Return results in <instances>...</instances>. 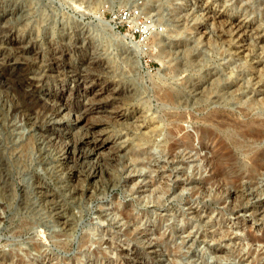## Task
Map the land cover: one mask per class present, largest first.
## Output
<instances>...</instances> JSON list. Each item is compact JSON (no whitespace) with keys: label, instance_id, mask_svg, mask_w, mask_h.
I'll return each mask as SVG.
<instances>
[{"label":"rangeland","instance_id":"obj_1","mask_svg":"<svg viewBox=\"0 0 264 264\" xmlns=\"http://www.w3.org/2000/svg\"><path fill=\"white\" fill-rule=\"evenodd\" d=\"M215 1L264 37V0ZM99 14L143 52L153 51L140 54L141 70L132 48L106 34ZM150 18L159 26L148 36L138 33ZM202 18L191 0H0V37L16 39L3 47L17 58L0 65V264H264V155L253 171L250 155L222 129L225 120L264 123V68L253 66L264 61V42L217 37L223 29ZM156 32L164 50L154 44ZM85 35L94 37L92 46ZM239 44L246 55L236 53ZM30 66L50 76L40 90L28 84ZM82 84L110 89L79 106L97 110L88 123L106 124L120 148L89 181L69 178L76 169L96 170L91 159L58 160L82 133L62 131L40 99L65 87V98L76 104L68 88ZM167 91L185 107L163 104L157 97ZM132 107H150L153 131L143 135L130 122L108 119V111ZM180 111L182 121L171 117ZM176 126L182 131L170 136ZM183 134H192L193 151L170 154ZM255 146L264 149V140ZM125 211L133 218H122ZM58 216L68 220L65 230Z\"/></svg>","mask_w":264,"mask_h":264},{"label":"bare ground","instance_id":"obj_2","mask_svg":"<svg viewBox=\"0 0 264 264\" xmlns=\"http://www.w3.org/2000/svg\"><path fill=\"white\" fill-rule=\"evenodd\" d=\"M218 1V0H217ZM191 2L193 3V6L202 13V20L203 22L205 21L207 23H210L211 26L215 25V26H219L223 29L222 32L218 33V35H216L217 37H224L225 33L228 34V37L230 39L234 38L237 41L241 40L244 36L249 37L252 36L251 38L257 43H263L264 42V37L261 35L262 33L258 32L257 30L253 29V27L250 25V23H248L247 21L240 19L239 18H234L232 16H229L226 14V12L222 9V5L219 6V4L215 1V0H191ZM219 2V1H218ZM190 3V2H189ZM142 4V3H141ZM144 4V3H143ZM142 4V5H143ZM142 8V6H140ZM193 8V7H192ZM75 10V9H74ZM157 10V9H156ZM155 10V11H156ZM193 10V9H192ZM149 11V10H148ZM158 11V10H157ZM159 12V11H158ZM151 13V11H150ZM196 13V12H194ZM86 14V13H85ZM144 14V13H143ZM175 14V13H174ZM61 15V14H60ZM66 15V14H65ZM152 15V14H151ZM150 15V17H151ZM160 15V14H159ZM185 15V14H184ZM193 15V14H192ZM200 15V14H199ZM154 16V14H153ZM201 16V15H200ZM67 17V16H66ZM96 18L98 20H100L103 23V26H105V31L107 35H110L112 38L118 39L120 41V44L123 45L126 48H132V50L135 52V61L134 63L136 64V67L138 68V70H141L142 66L140 63V54L141 55H150L151 51L150 48L149 50H145L143 52L142 48L139 47V45L134 44L130 39L128 40L127 37H125L124 35H121L120 33H118L115 30V27L110 23V22H104L102 20V16L101 14H99L98 16H96ZM152 18V17H151ZM150 18V20H151ZM154 18V17H153ZM182 18V17H181ZM189 18V17H188ZM82 19V18H81ZM72 20V19H71ZM75 20H78L75 18ZM152 23L150 22V24L147 26L146 25V30L149 31L150 29L153 28H157L159 25L154 21L151 20ZM191 22V21H190ZM63 23V22H62ZM82 22H80L81 24ZM66 24V23H65ZM175 24V23H174ZM190 23H188L187 25H189ZM83 25V24H82ZM86 26V25H85ZM164 26V25H163ZM83 27V26H82ZM95 27V26H94ZM184 27V26H183ZM188 27V26H187ZM203 27V26H202ZM84 28V27H83ZM87 28V27H85ZM93 28V26H92ZM187 29V28H186ZM86 30V29H84ZM90 30V31H89ZM88 30V32L91 34V28ZM97 27H95L93 29V31H96ZM169 30V29H168ZM92 31V32H93ZM166 31V30H165ZM171 31V30H170ZM174 31V30H173ZM182 31V30H181ZM190 31V30H189ZM167 32V31H166ZM178 32V31H177ZM198 32V31H197ZM209 32V31H208ZM206 31L202 30V36L205 37L207 36L208 33ZM213 32V31H212ZM218 32V31H217ZM79 33V32H78ZM165 33V32H164ZM174 33V32H173ZM208 33V34H207ZM80 34V33H79ZM167 34V33H166ZM170 34V32H169ZM168 34V35H169ZM176 34V33H175ZM94 35V34H91ZM154 35V39H155V45L156 47H161L162 48V43L166 40H164L162 42L161 39L156 38L158 36V33L156 32V34ZM171 35V34H170ZM86 36V35H85ZM66 37V36H65ZM160 37V36H159ZM196 37V36H195ZM227 37V36H226ZM94 38V37H93ZM90 35L86 36L87 39V43L88 46H92L95 42ZM96 38V37H95ZM153 38V37H152ZM187 38V37H186ZM104 39V38H103ZM101 39V40H103ZM163 39V38H162ZM176 39V38H175ZM251 39V40H252ZM85 41V40H84ZM173 41V40H172ZM223 41V40H222ZM243 41V40H242ZM249 41V40H248ZM18 42V41H17ZM21 41H19L20 43ZM189 42V41H188ZM206 42V41H204ZM22 43V42H21ZM83 43V42H82ZM102 43V42H101ZM240 43V42H239ZM245 43V42H244ZM6 44L7 47L8 45L14 46L16 45V39L12 36L9 35L6 38L5 37H0V65H7V64H12L14 62H16L15 59L16 58L13 54H9L7 49L3 47V45ZM167 44V43H166ZM165 44V45H166ZM171 44V43H170ZM264 44V43H263ZM84 45V44H83ZM191 45V44H190ZM200 45V44H199ZM19 46V45H18ZM16 46V47H18ZM23 46V44H22ZM20 45V47H22ZM169 47L170 50H178L179 46H174L173 44L171 45H167ZM195 46V45H194ZM198 46V45H197ZM85 47V46H84ZM164 47V46H163ZM191 46H189L190 48ZM15 48V47H14ZM90 48V47H89ZM155 48V47H154ZM166 48V47H165ZM164 48V49H165ZM183 48V47H182ZM188 48V50H189ZM197 48V47H196ZM259 48V47H258ZM257 48V49H258ZM22 49V48H21ZM160 49V50H161ZM163 49V50H164ZM184 49V48H183ZM182 49L183 53L184 50ZM253 49V48H252ZM157 50V49H156ZM159 50V51H160ZM196 50V49H195ZM235 50L236 53L239 55H246L247 51L249 49H247L246 45L243 44H239L237 46H235ZM167 51V50H166ZM179 51V50H178ZM181 51V50H180ZM198 51V50H197ZM231 51V50H230ZM229 51V52H230ZM261 51V50H260ZM19 52V51H18ZM158 52V51H157ZM171 52V51H170ZM169 52V53H170ZM12 53V52H11ZM155 53V51H154ZM162 54V51L159 52ZM158 53V55H159ZM165 53V51H164ZM163 53V54H164ZM186 53V52H185ZM184 53V54H185ZM191 53V52H190ZM16 54V53H15ZM19 54V53H18ZM35 54V53H34ZM56 54V53H55ZM160 54V55H161ZM201 54V53H200ZM58 55V53H57ZM157 55V56H158ZM159 55V56H160ZM187 55V53H186ZM52 56V55H51ZM156 56V57H157ZM202 56V55H199ZM53 57V56H52ZM155 57V56H154ZM162 57V56H160ZM185 57V56H184ZM203 57V56H202ZM262 57V56H261ZM164 58V57H163ZM172 58V57H171ZM200 58V57H199ZM228 58V56H227ZM243 58V57H242ZM246 58V57H245ZM17 59V58H16ZM54 59V58H53ZM225 59V58H224ZM258 59V58H257ZM19 60V59H18ZM87 60V59H86ZM21 61V60H20ZM83 61V60H82ZM106 61V60H105ZM197 61V60H196ZM252 62V61H251ZM90 63H93L90 62ZM89 63V64H90ZM92 65V64H91ZM32 66V65H31ZM29 67L31 70L30 75L25 78H27L28 84L29 86L33 89V90H40L39 88H41V86L44 84L46 77V72H44L43 70H34L32 67ZM253 66L254 68H259V73L262 72L263 68H264V61L259 59L256 62H253ZM104 67V66H103ZM55 70L58 69L57 66L53 67ZM50 69V68H49ZM51 70V69H50ZM54 70V71H55ZM82 70V69H81ZM99 70V69H98ZM50 73V72H49ZM58 73V72H57ZM258 73V71L256 72ZM228 74V73H227ZM75 76V75H74ZM76 77V76H75ZM224 77V76H223ZM50 78V76L48 77ZM47 78V79H48ZM225 78V77H224ZM227 79V78H226ZM216 81V80H215ZM76 82V81H75ZM258 82V81H257ZM79 84V83H78ZM85 84V83H83ZM83 84L81 85L82 88H80L79 85L77 86H73L72 88H68V92L72 93L74 98L77 100L76 104H71L69 103V101L67 100V98H65L64 94L66 93L67 89H65V87L61 90H56V91H47L46 93H41V97L40 99L46 103L50 109L53 111V115L52 117H56L57 119H55V123L56 125L63 127L62 131H71L74 133H82V135L80 134L79 138L73 143V144H66L64 145L63 149L61 148V150L59 151L60 156H59V163L63 164V165H68L70 163H74V165H76V163H80L81 161L84 160H92L93 163L96 165V170H89V172L84 173V171L80 170V169H76L72 171V177H70L69 179H78L80 177H84L85 179H87L88 181L95 178V177H100L101 175V162L104 161L105 159H107L108 156H112V155H116L117 152L120 151V148L117 144L116 141L110 140V138L108 137V131L107 128L105 127L106 124H102V123H88V119L87 116L88 114H92L93 112H96V109H85L84 111L81 112V107L79 105L82 106V102L83 99H85L86 97H99L107 92L110 91V89L108 88H99L98 86V90H95L94 86H83ZM27 85V84H26ZM76 85V84H74ZM205 85V84H204ZM213 85V84H212ZM46 86V85H45ZM215 87V86H214ZM245 88V87H244ZM230 89V88H229ZM259 89V88H258ZM30 90V89H29ZM66 90V91H65ZM75 90V91H74ZM228 90V89H227ZM210 91V90H208ZM213 91V90H212ZM229 91V90H228ZM168 93H164L162 95H160L159 100L163 103V104H169V105H178V107H181L182 102H180L182 100V98L180 99V97L177 94H171L169 91H167ZM196 92V91H194ZM230 92V91H229ZM213 93V92H212ZM220 93V92H219ZM218 93V94H219ZM264 93V92H263ZM69 94V93H68ZM112 94V93H111ZM192 94V93H191ZM205 94V93H204ZM209 94V93H208ZM207 94V95H208ZM189 95V94H188ZM211 95V93H210ZM67 96V95H66ZM222 96V95H221ZM209 97V96H208ZM208 97H206L208 99ZM263 97V96H262ZM71 98V96H70ZM69 98V99H70ZM86 98V100H87ZM186 98V97H185ZM220 98V97H219ZM264 98V97H263ZM184 99V98H183ZM221 100L223 98H220ZM219 99V100H220ZM85 100V102H86ZM204 99H202L203 101ZM228 100V99H227ZM237 100V99H236ZM241 100V99H240ZM248 100V99H247ZM262 100V99H261ZM98 101V100H97ZM188 101V100H187ZM207 101V100H206ZM210 101H212L210 99ZM263 101V100H262ZM99 102V101H98ZM110 102V101H109ZM185 102V101H184ZM209 102V101H208ZM217 102V101H216ZM97 103V102H96ZM186 103V102H185ZM184 103V104H185ZM189 103V102H188ZM198 103V102H197ZM224 103V102H223ZM264 103V102H263ZM149 104V103H148ZM213 103H210L209 105H211ZM259 104V102H258ZM146 105V104H145ZM223 105V104H222ZM184 106V105H183ZM182 106V107H183ZM213 106V105H212ZM224 106V105H223ZM240 106V105H239ZM249 106V105H248ZM113 107V106H112ZM151 107V106H150ZM150 107L148 109H142V111L138 108V107H132L131 110L129 111H122V110H110L107 112L108 114V119L111 118L113 121L119 123H124L126 122H130V125L135 126L143 135H146L150 130L153 131L155 129L153 123L155 122L154 119V115L152 113L149 114L150 112ZM185 107V106H184ZM191 107V106H190ZM193 107V106H192ZM209 107V106H208ZM216 107V106H215ZM247 107V105H246ZM252 107V106H251ZM213 108V107H212ZM256 108V107H255ZM263 109V107H261ZM84 109V108H83ZM82 109V110H83ZM119 109V108H118ZM217 109V108H216ZM108 110V109H107ZM243 110V109H242ZM212 111V110H211ZM100 112V111H99ZM103 112V111H102ZM209 112V111H208ZM190 113V112H189ZM241 113V112H240ZM211 114V113H210ZM209 114V115H210ZM215 114V113H214ZM191 115V114H190ZM208 115V114H207ZM107 117V116H106ZM169 117V116H168ZM171 117H175L176 120L182 121V119L184 118V113L174 116L171 115ZM208 117V116H207ZM210 117V116H209ZM204 118V116H203ZM107 119V118H106ZM148 119V122H142V120ZM187 119V118H186ZM228 119V118H227ZM49 120V119H48ZM51 120V119H50ZM169 120V118H168ZM205 122L210 123L209 121H211L210 119L204 118L203 119ZM202 120V121H203ZM110 121V120H109ZM244 121V120H243ZM26 122V121H25ZM28 122V121H27ZM54 122V121H53ZM95 122V121H94ZM176 122V121H175ZM224 122V121H223ZM33 123V122H32ZM107 123V122H106ZM238 123V122H237ZM243 123V122H242ZM31 124V122H30ZM135 124V125H134ZM240 125L232 122L230 123L228 120L222 124V129L226 132L227 136L232 140V145L237 148L238 150H240V152H243V155L248 154L247 156H249V160L251 161V169H253V171H255L256 169L259 170V167L262 166L263 164V155H264V149H259V147L255 146L256 144H260V142L262 140H264V123H256V124H248L245 123L243 125H241V123H239ZM29 125V124H28ZM220 125V123H219ZM171 126V125H170ZM210 126V125H209ZM111 127V126H110ZM169 127V126H168ZM214 127V126H213ZM216 127V125H215ZM221 127V126H220ZM29 128V127H28ZM218 128V127H217ZM157 129V128H156ZM164 129V128H163ZM160 130V129H159ZM181 127L176 126L174 129L170 130L169 135L170 136H175L176 133L180 132ZM61 131V130H60ZM138 131V132H139ZM182 131V130H181ZM200 131V130H199ZM84 132V133H83ZM166 132V131H165ZM208 132V131H207ZM197 136H198V132ZM192 135V134H191ZM190 134H183V136H181V139L179 142H175L174 144L170 145L168 148V152H170V154L175 151L178 148H183V151L186 148L190 147V140H191V136ZM205 135V134H204ZM142 136V135H141ZM158 136V135H157ZM140 137V136H139ZM154 137V136H153ZM177 137V135H176ZM195 137V136H194ZM200 137H202V132L200 131ZM137 138V137H136ZM142 138V137H141ZM145 138H147L145 136ZM170 138V137H169ZM175 138V137H174ZM162 139V138H161ZM171 140V139H170ZM119 141V140H118ZM166 141V140H165ZM169 141V140H168ZM192 141V140H191ZM70 143V142H69ZM170 143V142H169ZM162 144V143H161ZM166 144V143H165ZM162 146V145H161ZM160 146V147H161ZM159 147V146H158ZM167 147V146H166ZM205 147V146H204ZM195 148V147H194ZM190 150L192 149L191 147L189 148ZM162 150V148H161ZM163 151V150H162ZM177 151V150H176ZM186 151V150H185ZM193 151V150H191ZM196 151V150H194ZM167 152V153H168ZM198 152V151H196ZM114 153V154H113ZM169 154V155H170ZM167 156V154H165ZM117 156V155H116ZM264 158V157H263ZM172 159V158H171ZM173 160V159H172ZM249 161V162H250ZM81 164V163H80ZM75 167V166H74ZM84 168V167H83ZM90 168V167H89ZM87 168V169H89ZM95 168V167H94ZM256 172V171H255ZM236 179V177H235ZM253 180V178H252ZM251 181V180H250ZM252 182V181H251ZM37 190V189H36ZM50 196V195H49ZM117 213L119 214V212L117 211ZM120 216L122 218H124L125 220L129 218H133L131 215H129L128 211H125L124 213H120ZM136 219V218H134ZM58 221L59 223L63 226L64 230L65 228L68 227V220L67 219H63V217L58 216ZM129 222V221H128ZM134 225V223H133ZM224 234V233H223ZM221 236V235H220ZM238 240H242L241 238H238ZM249 241H253L250 238H248ZM256 240V239H255ZM245 241V239H243L241 241V243L243 244V242ZM260 241V240H258ZM264 242V241H261Z\"/></svg>","mask_w":264,"mask_h":264},{"label":"built area","instance_id":"obj_3","mask_svg":"<svg viewBox=\"0 0 264 264\" xmlns=\"http://www.w3.org/2000/svg\"><path fill=\"white\" fill-rule=\"evenodd\" d=\"M143 24L145 25V23H143ZM146 25H148V24H146ZM146 25H145V28H146ZM145 28H144L143 31L138 32V33H141L142 35H146V36H148L149 34L146 33V29H145Z\"/></svg>","mask_w":264,"mask_h":264}]
</instances>
